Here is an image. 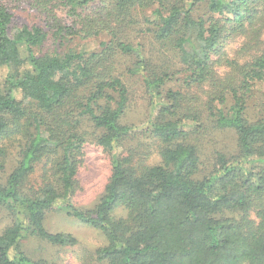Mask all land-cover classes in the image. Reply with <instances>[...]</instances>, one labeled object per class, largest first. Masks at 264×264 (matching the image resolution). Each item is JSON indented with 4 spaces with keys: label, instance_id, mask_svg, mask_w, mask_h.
Listing matches in <instances>:
<instances>
[{
    "label": "trees",
    "instance_id": "trees-1",
    "mask_svg": "<svg viewBox=\"0 0 264 264\" xmlns=\"http://www.w3.org/2000/svg\"><path fill=\"white\" fill-rule=\"evenodd\" d=\"M27 1L56 40L108 39L92 53L38 52L49 31L14 26L11 6L0 0V169L4 144L26 139L0 186V205L14 217L0 231V264H50L21 248L29 236L76 244L71 233L46 229L47 213L58 209L105 234L98 259L107 264H264V113L249 119L245 98L264 81V0ZM237 35L243 49H255L243 62L223 49ZM119 57H133L134 66L122 69ZM219 66L229 71L222 75ZM128 72L140 74L149 100L142 124L123 122ZM177 72L185 87H168ZM81 114L102 132L98 143L112 166L92 210L73 203L84 156ZM210 126L235 131L238 153L217 151L204 172ZM139 137L156 143L160 163L148 162L153 153L143 141L130 153L127 143ZM119 208L126 214L116 217Z\"/></svg>",
    "mask_w": 264,
    "mask_h": 264
},
{
    "label": "rangeland",
    "instance_id": "rangeland-1",
    "mask_svg": "<svg viewBox=\"0 0 264 264\" xmlns=\"http://www.w3.org/2000/svg\"><path fill=\"white\" fill-rule=\"evenodd\" d=\"M14 13V26L22 27L28 25L43 26L49 31L46 42L37 51L42 53H66L71 50L80 52H96L102 48V41L107 40L106 35L98 37L84 38L76 36L69 40H56L52 36V30L45 24V18L34 9L27 0H5ZM198 8V7H197ZM198 10V9H197ZM147 10L146 12H148ZM201 15H207L206 10L199 7ZM133 34L136 32L132 31ZM137 36V35H135ZM134 36V37H135ZM264 38V36H263ZM245 38L242 35L228 38L223 48L228 58H239L244 61L248 55L252 54L255 49L247 51L243 49ZM258 47V46H256ZM247 48V47H246ZM121 68L133 67V57H119ZM228 67L219 66L217 70L225 75L229 70ZM6 69H0V77H3ZM177 72L175 77L168 82V87L173 89L184 88L183 76ZM126 84L129 87V103L123 122L142 124L150 113L149 100L145 93V88L140 74L131 72L126 73ZM264 91V81L256 82L251 91L245 94L247 100V116L251 120L260 118L264 113L262 97ZM20 97V93L16 92ZM76 123L79 121L77 130L82 132L84 144V156L80 164L77 179V188L73 197V203L82 210H92L100 201L105 193V187L111 176V159L108 151L98 143L101 131L96 129L86 114H81L75 118ZM204 157L201 159V168L204 172L209 171L216 160V153L223 152L227 156L238 153L237 134L233 130H215L210 126L204 134ZM143 141V144L150 145L152 155L149 157V163H160L156 143L151 137H139L127 143L129 150H133L137 143ZM26 139L22 134L8 144H4L8 149V156L5 166L0 169V186L5 185L10 173L14 170L20 160V151L25 146ZM206 148V149H205ZM130 150V153H131ZM43 164H39L31 177V185L38 188L42 183ZM125 210L119 208L116 211V217L124 216ZM14 223V217L4 205H0V231L3 232L8 226ZM45 227L48 231L71 233L77 239L74 245H58L50 243L38 236H29L21 242V248L35 261H43L50 264H107L98 259V249L105 246L108 241L105 234L82 223L67 215L65 209L51 210L47 213Z\"/></svg>",
    "mask_w": 264,
    "mask_h": 264
}]
</instances>
